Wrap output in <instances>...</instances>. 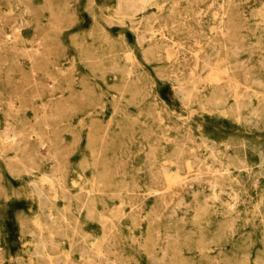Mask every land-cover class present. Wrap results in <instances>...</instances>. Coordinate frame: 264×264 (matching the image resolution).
<instances>
[{"label":"rangeland","instance_id":"1","mask_svg":"<svg viewBox=\"0 0 264 264\" xmlns=\"http://www.w3.org/2000/svg\"><path fill=\"white\" fill-rule=\"evenodd\" d=\"M0 264H264V0H0Z\"/></svg>","mask_w":264,"mask_h":264},{"label":"bare ground","instance_id":"2","mask_svg":"<svg viewBox=\"0 0 264 264\" xmlns=\"http://www.w3.org/2000/svg\"><path fill=\"white\" fill-rule=\"evenodd\" d=\"M137 13V12H136ZM85 30V29H84ZM209 78H210V76H209ZM203 79V78H202ZM206 79V78H205ZM211 79V78H210ZM213 79V78H212ZM21 136V135H20ZM44 147V146H43ZM42 147V148H43ZM262 158V157H261ZM58 179H59V177H58ZM33 186V185H32ZM31 189V188H30ZM36 189V188H35ZM51 190H53V188H51ZM31 191L32 190H30V193H31ZM33 192V191H32ZM32 194V193H31ZM31 197V196H30ZM47 201V200H46ZM46 203V202H45ZM45 215V214H44ZM47 217H48V215H47ZM48 218H46V220H47ZM45 220V219H44ZM46 222V221H45ZM49 234H51V233H49ZM110 252V251H109ZM113 254V253H112Z\"/></svg>","mask_w":264,"mask_h":264}]
</instances>
